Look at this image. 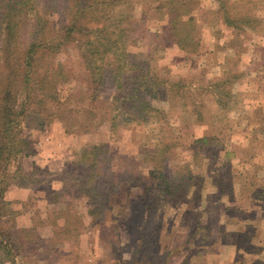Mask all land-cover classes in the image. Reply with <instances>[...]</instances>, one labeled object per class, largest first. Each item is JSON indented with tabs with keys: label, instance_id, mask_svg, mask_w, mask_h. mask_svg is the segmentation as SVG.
I'll use <instances>...</instances> for the list:
<instances>
[{
	"label": "rangeland",
	"instance_id": "1",
	"mask_svg": "<svg viewBox=\"0 0 264 264\" xmlns=\"http://www.w3.org/2000/svg\"><path fill=\"white\" fill-rule=\"evenodd\" d=\"M19 1L23 38L42 20L56 44L77 3L86 30L52 54L65 75L31 105L42 128L18 127L29 155L8 165L2 264H264V0ZM89 37L106 47L97 80ZM160 175L191 180L178 197Z\"/></svg>",
	"mask_w": 264,
	"mask_h": 264
},
{
	"label": "trees",
	"instance_id": "2",
	"mask_svg": "<svg viewBox=\"0 0 264 264\" xmlns=\"http://www.w3.org/2000/svg\"><path fill=\"white\" fill-rule=\"evenodd\" d=\"M1 1V0H0ZM1 3V2H0ZM4 3L5 14L0 13V203L2 204V194L4 190L9 186L11 179L16 178L14 174L8 172V165L12 159L19 157H26L29 155V143L28 140L20 135L19 126L21 124H29L32 122L37 123L36 128L41 129L43 121L38 119L39 113L33 112L32 103H38L45 105L46 100L56 97L51 92H48V87L54 78L65 75V70L60 63L52 60V54L55 53L56 48L61 42L76 40L80 31H85L86 28H82L81 24H76L80 15L85 11V7H81L80 3H77V8L73 13V21L69 24L63 25V30L58 38L56 44L45 39V33L43 31V25L45 21L37 20L30 31V35L27 38H23L25 33L16 30L19 19H14V13L20 8L21 2L19 0H6ZM88 6L86 8L96 7V3L87 0L85 2ZM25 3L22 2V7ZM22 7L19 12H22ZM177 19V16H175ZM189 21H191L189 19ZM169 26L174 24L173 20L169 19ZM61 30V29H60ZM167 30V28L165 29ZM126 31L125 28L118 29L117 40ZM99 29H89V35L91 33H100ZM113 33V32H112ZM111 35V33H110ZM175 37V34H172ZM178 40L176 41L179 47L184 44H193V39L188 37H181L180 34H176ZM54 41L56 38H53ZM87 47L83 50V59L85 67L89 71V75L93 80L101 79L103 77L104 69L109 65L106 60L107 53L105 46H99L97 40H91L88 38L86 43ZM103 49V50H102ZM54 70L52 73L50 70ZM145 83V80L143 81ZM43 88L36 96L31 97V91L34 88ZM146 95H150V87H145ZM133 98L139 109L149 108V103L140 95ZM20 99V100H19ZM46 108L44 112H49ZM32 121V122H31ZM161 186L165 194H171L178 197H182L185 190L188 187V181L191 177L184 178L179 176L178 181L167 182L162 175ZM1 207V206H0ZM0 239V264L3 262V256L9 251Z\"/></svg>",
	"mask_w": 264,
	"mask_h": 264
}]
</instances>
